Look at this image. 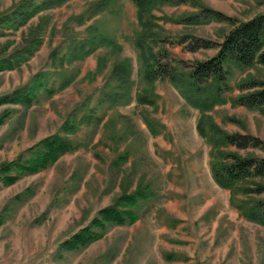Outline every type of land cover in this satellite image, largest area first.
Returning <instances> with one entry per match:
<instances>
[{"label": "rangeland", "instance_id": "obj_1", "mask_svg": "<svg viewBox=\"0 0 264 264\" xmlns=\"http://www.w3.org/2000/svg\"><path fill=\"white\" fill-rule=\"evenodd\" d=\"M20 1L0 0V16ZM96 1L70 0L18 30H1L0 59L24 44L28 29L41 17L47 23L39 50L19 68L0 72V97L28 84L37 73L50 77L30 107L0 105V168L20 155L28 158L39 141L54 134L69 138L76 149L39 173L6 187L0 182V264H264V227L242 218L230 204V192L212 179L210 146L196 130L199 111L169 80L157 78L152 94L143 80L135 44L140 27L131 0H112L82 25L69 21L86 16ZM198 1L234 23L264 12V0ZM198 10L181 4L152 12L161 39L154 50L167 51L162 63L170 58L192 63L215 54L216 49L187 52L178 39L192 35L221 42L230 24L169 21ZM97 21L119 45L116 53L101 47L62 67L59 59L68 52L69 34L82 39L85 28ZM66 23L69 30L63 29ZM55 50L56 62L51 55ZM123 59L131 62V89L115 103L107 83L114 63ZM229 68L228 100L242 93L235 88L238 82L249 77L264 82V66ZM63 77L73 78L59 89ZM141 96L152 103L139 101ZM209 115L228 132L249 133L264 142V116L256 110L227 102ZM224 116L236 122L224 121ZM73 120L77 130L64 134L63 125ZM253 153L264 157L263 151ZM133 191L142 196L133 225H108L99 240L78 251L60 248L100 209ZM169 254L172 261L165 259Z\"/></svg>", "mask_w": 264, "mask_h": 264}, {"label": "trees", "instance_id": "obj_2", "mask_svg": "<svg viewBox=\"0 0 264 264\" xmlns=\"http://www.w3.org/2000/svg\"><path fill=\"white\" fill-rule=\"evenodd\" d=\"M68 1L70 0H41L39 2L22 0L9 13L0 16V34H3L1 33L3 29L18 30L39 13L59 7ZM111 1L93 2L86 16L85 14L71 16L69 21L72 20L82 25L86 19H91L108 8ZM131 2L136 8V19L140 27L135 44L141 62V73L150 93L152 94L153 83L157 78L167 79L177 88L183 99L199 111L196 130L210 146L209 166L213 181L221 189L230 192V204L242 218L264 227V157L253 153L254 150L264 152V142L249 133L228 132L214 122L209 115L216 106L230 102L232 107L256 110L264 116V82L250 77L246 78L235 85V88L242 93L229 100L224 96L232 91L229 85L230 66L237 69L251 68L255 65L264 66V12L246 21L234 23L232 18L205 8L198 0H131ZM181 4H187L199 10L178 18H171L169 21L207 24L214 20L226 22L231 25V28L224 34L221 42H212L192 35H185L178 39V44L183 45L184 49L190 53L216 49L212 57L192 63H184L182 60L169 57L168 63H162L161 58L167 55V51L160 48L154 50L161 39L160 34L155 31V28H159L154 22L156 17L152 12L165 5L178 6ZM40 19L43 22L44 17ZM41 21L28 29L24 44L20 48L0 59V72L19 68L39 50L42 35L47 26L46 22L41 23ZM68 23L63 29L69 30ZM85 29L87 35L82 39H78L76 33H70L68 52L60 60L55 50L51 54L52 60L56 62L59 59L63 67L65 62L81 60L101 47L109 48L112 54L116 53L119 45L100 30L98 21L89 24ZM171 60L174 63H171ZM130 74L129 59L114 63L107 86L112 90L110 96L115 103L127 98L130 94ZM49 77L50 75L46 73L35 74L28 84L0 97V105L30 107L33 102H36L40 89L47 85ZM72 78L63 77L59 89H64ZM112 82L116 85L112 86ZM52 89L46 90L45 88L44 90L48 93L55 92V89ZM139 101L152 103L147 96L139 97ZM223 120L236 122L235 118L230 116H224ZM77 128L73 120L66 122L62 130L64 134H72ZM75 149L76 146L67 137L56 134L46 137L30 150L28 158L20 155L17 159L2 166L0 182L6 187L21 176L39 173L55 163L61 156ZM124 158L126 156L119 159ZM139 192L122 194L111 206L100 209L87 226L65 240L60 248L67 252L78 251L99 240L108 225H133L137 221L135 209L138 206V200L142 197ZM165 259L172 261L174 257L169 254L165 255Z\"/></svg>", "mask_w": 264, "mask_h": 264}]
</instances>
